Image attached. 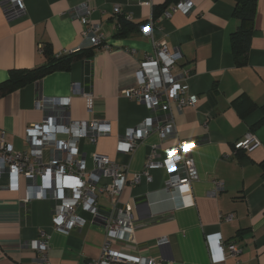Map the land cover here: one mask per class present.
<instances>
[{
	"label": "crops",
	"instance_id": "0c3cea01",
	"mask_svg": "<svg viewBox=\"0 0 264 264\" xmlns=\"http://www.w3.org/2000/svg\"><path fill=\"white\" fill-rule=\"evenodd\" d=\"M8 1L0 0V82L12 68L43 64L46 48L58 54L93 47L83 38V27L75 15L79 0H23L25 11L12 18L3 9ZM164 1L90 0L92 21L101 24L108 48L96 46L91 57L73 61L68 70L53 71L0 97V130L14 151L24 149L25 128L44 116L36 100L71 95L72 84L79 82L94 96L93 112L89 115L82 97L73 94L71 118L104 120L111 127L95 144L81 142L87 163L93 152H99L127 171L128 183L118 200L132 206L134 241L117 240L114 247L154 258L156 264H223L212 242L218 236L241 249L239 264H264V123L259 125V106L264 103V0H255L244 65L236 63L230 41L241 23L233 15L235 0H190V12L175 9L166 17L165 10L174 4L170 3L153 18V8ZM115 7L119 13L113 12ZM120 16L132 24L125 36L117 37ZM150 20L153 27L147 36L141 27ZM161 41L170 52L180 54L175 70H188V92L196 96V102L181 110L171 103L173 135L160 139L152 132L133 151L120 152V137L126 128L148 116L155 121L164 117L161 110H149L123 94L136 84L138 63ZM247 132L260 144L250 151L235 150L234 143ZM178 139L197 140L191 157L198 178L191 183L190 194L167 190L164 168L151 169L149 179L142 176L139 183H130L154 147L160 159ZM217 181L222 185L212 196L209 192ZM8 184V177L0 175V264H37V252L30 242L40 238L41 232L49 236L51 264H83L99 256L104 234L86 211L77 210L86 219L81 228L58 231L53 226L51 200L25 202L28 190L23 177L17 179L15 191ZM97 203L111 207L103 194ZM160 237L167 243L158 246ZM234 260L227 257L224 262Z\"/></svg>",
	"mask_w": 264,
	"mask_h": 264
},
{
	"label": "built area",
	"instance_id": "2783aa9c",
	"mask_svg": "<svg viewBox=\"0 0 264 264\" xmlns=\"http://www.w3.org/2000/svg\"><path fill=\"white\" fill-rule=\"evenodd\" d=\"M90 0H79L75 15L80 22L82 36L89 46H102L104 32L100 23L91 18ZM7 18H12L25 11L23 0H9L3 4ZM180 10L188 13L192 9L190 0H178L164 12L170 16L171 11ZM119 13L118 7L113 8ZM153 20L141 27V32L151 35ZM82 48L65 50L57 56L72 53ZM180 54L170 52L165 42L154 44L153 53L145 56L136 68V84L123 90V94L136 102L144 104L149 110L159 109L164 117L155 121L152 116L146 117L135 126L128 127L120 137L118 150L123 153L133 151L136 145L150 133L156 132L160 139L175 133V124L170 113L171 103L181 110L194 106L196 96L188 92L186 69L175 70ZM73 94H79L84 108L90 115L93 112L94 96L86 91L79 82H74L71 95L39 97L36 107L44 112L43 118L25 128L26 147L14 151L0 130V175L9 180L8 189L17 190V179L23 177L27 184L28 194L24 201L32 198H46L53 202L52 221L56 230L67 233L81 228L85 218L77 213L78 209L90 215V221L99 226L104 234V241L97 258L89 259L83 264H156L154 258L144 257L114 247L113 242L134 241L135 223L130 204H121L119 195L128 183L126 167L118 164L108 155L93 152L88 164L81 150V142L95 144L97 138L111 131L110 124L98 119H74L69 114ZM195 139H178L174 146L164 150V156L156 159L153 148L147 155L141 171L134 174L131 184L140 182L142 176L149 179L150 170L164 168L167 172L164 186L167 190L179 195L191 193V183L198 178L197 170L191 157V150L196 146ZM260 144L257 137L247 132L233 145L235 150L250 151ZM48 159L44 160V154ZM222 182H215V189L209 192L214 196ZM35 193H32L34 192ZM103 194L110 202L109 209L97 203V197ZM230 218V216H227ZM219 260L225 264L227 257L235 260L230 264H239L238 255L241 249L234 242H224L218 236L212 238ZM167 243L165 237L156 240L161 246ZM30 247L37 252V264H51L48 259L49 236L41 232L40 238L30 242Z\"/></svg>",
	"mask_w": 264,
	"mask_h": 264
},
{
	"label": "trees",
	"instance_id": "16d2710c",
	"mask_svg": "<svg viewBox=\"0 0 264 264\" xmlns=\"http://www.w3.org/2000/svg\"><path fill=\"white\" fill-rule=\"evenodd\" d=\"M177 1L178 0H165L163 4L154 7L153 18L159 15L170 3H175ZM233 15L239 18L241 23L230 35L231 47L236 63L238 65H244L246 63L247 52L249 50L253 31L255 0H235ZM119 19L121 23L115 31V36L122 37L129 32L132 23L121 16ZM95 47L96 46L82 48L75 52L59 56L51 54L46 48V60L43 64L33 68H12L8 71L7 79L0 82V97L28 83L39 80L53 71L68 70L73 61L91 57ZM253 107H255V105ZM259 108L262 112V118L259 122L260 125L264 123V103L259 106Z\"/></svg>",
	"mask_w": 264,
	"mask_h": 264
}]
</instances>
